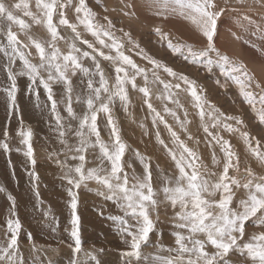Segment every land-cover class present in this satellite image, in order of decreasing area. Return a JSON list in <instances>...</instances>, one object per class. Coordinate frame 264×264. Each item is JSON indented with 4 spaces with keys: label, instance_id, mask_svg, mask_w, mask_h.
I'll return each mask as SVG.
<instances>
[{
    "label": "rangeland",
    "instance_id": "obj_1",
    "mask_svg": "<svg viewBox=\"0 0 264 264\" xmlns=\"http://www.w3.org/2000/svg\"><path fill=\"white\" fill-rule=\"evenodd\" d=\"M3 2L13 11L15 16L23 19L29 27L21 31L18 25L0 19V45H7L6 32L11 24V30L17 34L21 43L26 45L20 50L24 52L30 63L38 65L40 63L39 55L31 45L28 37L30 36L40 42L45 46L46 51L51 52V49L47 47L48 42L51 41V35L43 23L36 24L31 17L23 14V9L12 7L20 0H3ZM24 2L29 5L28 11L42 19L40 11L36 8L35 0H24ZM132 2L133 0H85L86 6L95 13L94 22L107 28L108 21H111L113 27L109 30L115 39L122 43L121 51L129 56L138 67L144 69L147 75V83H145L143 74L135 76V89L132 88L131 84L125 85L126 104L120 101L118 97L109 104L110 115L118 129L121 142L126 145L121 161L123 171L129 175L130 180L133 175L142 177L144 163H147L152 173L154 190L158 193L156 198L159 201H164V195L160 189L167 180L174 179L179 175V170L176 168L175 161L169 155V150L175 153L177 159H179L182 149L179 147V142L174 141L164 123H161L158 118L155 123L153 122L156 113H159L172 131L177 134L179 141L183 142L199 157L197 163L201 165L200 171L205 179L216 182L223 172V166L226 162L224 152L221 151V146L217 143L215 136L228 141L231 150L235 153L232 163L237 165L239 170L236 171L230 168L229 176H234L241 181V184L249 178L245 171L248 168L252 170L256 177L264 176V163H261L252 154L241 135L244 132L248 133L251 146L264 153V124L259 121L257 112L253 110L252 106L245 103L239 87L221 73L219 66L213 64L211 71H209L203 63H194L190 57L186 58V53L184 55L173 54L168 47V41L162 40L156 34L155 29L158 28L161 33L167 34L168 40H171L173 44H191L194 50L202 49L206 43L204 41L187 42L184 37H178V30L161 27L149 28L137 24L133 21L135 17L129 15L130 11L127 10V6ZM61 3L65 5L63 9L59 7ZM78 5L79 0H70V2L69 0H58L53 14V24L57 28L59 37L54 42L56 47L62 54H67L69 51L68 46L72 43H75L82 51L90 53L92 51L87 45L76 40L75 33L70 28L59 23V14L63 11L64 17L70 23L77 25V31L80 32L81 39L88 40L94 47L104 51L105 54L115 55V52H110L108 48H102L96 42L95 37L88 33L83 25L79 24L78 14L75 12ZM79 15L82 16L83 13ZM105 17H107V20H105ZM180 31L188 35L186 27L180 29ZM125 33H128V35L126 36ZM102 38L105 39L106 43H110L106 37ZM136 45H139V47H136ZM18 47L20 46L18 45ZM216 48H219L220 51V47ZM141 49H143V53H141ZM220 53L227 55L233 63L244 65L248 75L252 78L250 87L247 90L253 92L258 99L261 89H264L258 72L251 70V65L243 63L238 55H234V52L225 51L222 53L220 51ZM144 56L172 68L178 74L177 77L169 76L163 68L155 69ZM211 56L213 60L216 59L214 53ZM97 61L100 63L109 85H113L116 77V65L103 60L102 57H97ZM80 63L90 69L88 77L79 71L75 76L71 75L70 71L67 75L73 87V110L77 116L82 118L87 112V106L83 102L76 103V95L79 94L83 100L87 95V80L92 78L94 84L98 87L99 76L92 75L96 72V69L91 59L82 58ZM257 63L260 64L258 67H264V61ZM6 67L10 68L16 79V105L19 111L15 113H10L7 98L3 95V91L11 87V81L8 79L5 70ZM124 67L129 76L134 74V70L130 66L124 65ZM22 71L26 72V69L23 68V63L18 57L9 64V58L3 52H0V114H8L5 121L2 119V122H0V142L7 143L9 146L7 152L0 148V156H5L13 168H16L19 163H24L26 170L22 172L21 182H19V178H16V175L15 178H11L18 182L15 183L17 190L22 189L27 194L25 189H29L34 193L36 199L33 205H31V202L24 205L22 200L14 198L13 192L3 185L0 172V189H2L0 191L1 216H3L1 211L5 213L2 206H9L5 219L0 220V245L6 246L10 237V233H7L6 222L9 219H19L21 230L18 235V252L22 264H70L73 259L79 260L81 264H128V258L122 256V253L128 250V243L125 241L130 242V237L122 234V224L119 218L128 220L130 224L134 222L125 216L123 209L115 201L107 200L104 195L98 194L106 192V189L95 181H88L86 184L81 185L79 189H76L72 188L67 180L63 178L65 169L62 168V162H66L69 166H75L80 161L68 159L67 157L72 153L67 152L65 146L60 143L51 101L48 99V93L39 83L40 78L47 80L48 73L45 70H40L39 77L33 83L27 75H19ZM179 74H183L189 80L195 82V87L202 97L206 113L212 110L208 107L211 104L214 109L218 110L214 112V115L223 113L225 116L239 118L242 121L239 124L236 123L235 119L223 121V118H221L223 123L232 125L236 131H226L222 125L212 127L213 121L207 115L202 122L198 114L199 109L194 107L195 101L187 91V85L178 79ZM121 76H123V73H121ZM156 76L159 77V80H156ZM160 81L173 85L170 89L173 94L171 99L166 98L168 92L165 91ZM177 83L180 84L179 89L174 87ZM256 83H259L261 88H256ZM49 87L52 89V97L56 101V113L62 117L65 128L71 124L75 129L78 126V121L71 120L65 110L67 106L65 85L61 81H49ZM141 87L148 88L149 96L145 97L139 91ZM112 90L114 91V89ZM102 95L106 99V94L102 93ZM145 100H147V103H145ZM172 101H178L179 103H173ZM95 103V106L99 107L100 102ZM149 103L154 111L149 109ZM256 107L259 109L260 105L257 103ZM165 108L175 112L180 122L177 121L176 117L166 112ZM185 113L187 114L186 117ZM108 115L103 112L97 113V128L101 141L111 151L114 138L111 137ZM182 123L183 128L181 127ZM205 124L212 135L204 131L203 125ZM5 131L8 132L6 138L3 135ZM21 131L31 132L30 143L36 161L35 165L25 155L27 146L22 143L23 137L18 134ZM85 132L87 134V129H85ZM157 135L163 143L158 142ZM65 139L70 145L78 143V138L72 133H68ZM89 139L95 144V136L90 135ZM257 141L259 142L258 145ZM213 155L215 156V163H213ZM100 156L99 147L89 148L85 152V170L100 166ZM141 158H143L144 163L141 162ZM58 161L61 163H58ZM103 167L110 170V162L104 160ZM32 173L36 174L35 179H33ZM231 187L234 195L230 207L239 211V201L247 199L248 193L243 187L237 188L235 185H231ZM70 188L76 193L78 201L76 214L79 218L78 230L81 239V251L75 254L72 251L75 242L71 236L73 226L71 223ZM219 196V192L215 197H208L205 194L207 199L218 200ZM9 197L12 199L10 200ZM179 210L178 206L174 209L170 202H163L158 207V215L155 212L151 213L155 227L149 235V243L142 246V253L149 256L157 254L168 256L167 251H158L155 246L162 245L164 249L176 247L174 233L178 229L175 228L174 216ZM13 211L15 216L12 215ZM260 215V213L257 214L258 217ZM258 223L256 217L246 222L245 241L252 235L264 231V227L256 226ZM34 227L40 228V232H33L32 228ZM183 234L187 235V232L183 231ZM197 238L204 239L202 235ZM206 250L210 253L215 251L210 245L206 246ZM171 255L174 256L175 253ZM225 259L229 264H251L250 260L235 252L230 253ZM131 264H137V262L133 260ZM140 264H144V262L141 261Z\"/></svg>",
    "mask_w": 264,
    "mask_h": 264
},
{
    "label": "snow or ice",
    "instance_id": "obj_2",
    "mask_svg": "<svg viewBox=\"0 0 264 264\" xmlns=\"http://www.w3.org/2000/svg\"><path fill=\"white\" fill-rule=\"evenodd\" d=\"M169 2L176 6L173 9L174 11L178 10L180 16L195 25L200 35L205 38L206 44L202 49L194 50L191 44H173L171 40H168L167 34L161 33L158 28L155 29L156 34L162 40L168 41V47L173 54L184 55L186 53V58L190 57L194 63H203L209 71H211L213 64L219 66L221 73L239 87L245 103L252 106L253 110L257 112L259 121L264 124V89L261 90L257 99V96L253 92L247 90L250 87L252 78L248 75L244 65L233 63L227 55L221 54L215 47L214 36L217 31V20L224 9L216 10L214 0H165V4ZM35 3L42 19L38 18L31 11H28L29 5L24 0H20L19 3L14 4L12 7L23 9V14L31 17L36 24H44L51 35V41L47 44L51 52L46 51L44 45L29 36L28 39L31 45L39 55L40 63L36 65L28 61L24 52L20 50V48L26 47V45L22 44L17 34L11 30V24L18 25L21 31L27 29L29 25L23 19L15 16L3 0H0V19H5L11 22V24L8 26L6 32L7 45H0V52H3L9 58V64L14 62L18 57L23 63V68L26 69V72L22 71L19 75H27L28 79L33 83L39 77L40 70L47 71V80L40 78L39 83L44 87L48 93V99L51 101L60 143L65 146L67 152L72 153L67 157L68 159L80 161L75 166H69L66 162H62V168L65 169L63 178L67 180V183L72 188L76 189H79L81 185L86 184L88 181H95L106 189V192L98 194L104 195L107 200L115 201L123 209L125 216L134 222L130 224L128 220L119 218L122 224V234L130 237V242L125 241L128 243V250L122 253V256L128 258V264H131L133 260L137 264H140L141 261L144 264H229L225 258L233 252L246 257L251 261V264H264V231L252 235L247 241L244 239L246 235V222L250 221L251 218L256 217L258 219L259 223L256 225L257 227H264V176L256 177L250 168L245 170L249 178L243 184L234 176H229L230 168L236 171L239 170L238 166L232 163L235 153L231 150V145L228 141L215 136L214 138L221 146V151L224 152L226 162L218 180L210 182L201 174V165L197 163L199 157L194 151L185 146L183 142L179 141L177 134L172 131L171 127L167 125L159 113H156L153 122L155 123V120L158 118L161 123H164L174 141L179 142V147L182 149L179 159H177L175 153L169 150V155L175 161L179 175L174 179L167 180L160 189L164 195L163 202H170L172 208L175 209L178 206L180 209L174 216L175 228L178 231L174 233L175 248L164 249L162 245L155 246L158 251H167L169 253L168 256L158 254L149 256L142 253V246H146L149 243V235L155 227L151 213L155 212L158 215V207L163 202L156 198L158 193L153 187L152 173L149 165L144 163L143 158H141V162L144 163L142 177L133 175L130 180L129 175L123 171L121 161L126 145L121 142L118 129L110 115L109 104L116 97L126 104L127 93L125 85L131 84L132 88L135 89V76L141 74L144 75L145 83H147L145 70L138 67L129 56L121 51L123 47L122 43L117 41L109 30L113 27L111 21H108L107 28L94 22L95 13L86 6L85 0H79V5L75 8L79 24L83 25L86 31L95 37L96 42L102 48H108L110 52H115V55L105 54L104 51L94 47L88 40L81 39V34L77 31V25L70 23L64 17L63 11H61L59 23L70 28L75 33L76 40H79L92 50L91 53L82 51L75 43H72L68 46L69 51L67 54H62L54 43L59 38L57 28L53 24V14L58 0H35ZM59 7L63 9L65 5L61 3ZM80 13H83V15L80 16ZM245 19H248V17H245ZM105 20H107V17H105ZM250 23L254 22L250 21ZM125 35L127 36L128 33H125ZM102 37H106L110 43H106ZM129 42L131 43V41ZM136 47H139V45H136ZM9 49L11 50L10 52ZM141 53H143V49H141ZM213 53L216 57L215 60L211 56ZM97 57H102L103 60L110 61L113 65H116V77L113 85H109V81L106 79L105 73L97 61ZM82 58H88L93 61L96 72L92 75L99 76V86L97 87L93 79L89 78L86 84V97L82 100L79 94L76 95V103L83 102L87 106V112L81 118L73 110V87L67 73L70 71L71 75L75 76L77 71H79L88 77L90 69L80 63ZM144 58L148 59L155 69L163 68L169 76L177 77L178 74L172 68L150 57L144 56ZM124 65L130 66L134 70V74L129 76ZM5 70L7 71L8 79L11 81V87L5 89L8 109L10 113H15L19 111L16 105V79L9 67H6ZM121 73H123V76H121ZM178 79L187 85V91L195 101L194 107L199 109L198 114L202 122L207 115L213 121L212 127L215 128L222 125L226 131H236L232 125L223 123V121L235 119L236 123L239 124L242 122L239 118L225 116L223 113L214 115V112L218 110L214 109L211 104L208 107L212 110L206 113L202 97L198 94L195 87V82L189 80L183 74H179ZM156 80H159L158 76H156ZM49 81H61L65 85L67 93V106L65 110L71 120L78 121V126L75 129H73L71 124L65 128L62 123V117L56 113V101L52 97ZM160 83L163 84L165 91L168 92L166 98L171 99L173 94L170 92V89L173 85L164 83L163 81H160ZM255 86L256 88H261L259 83H256ZM174 87L179 89L180 84L177 83ZM139 91L145 97L149 96L147 87H141ZM102 93L106 94V99ZM97 101L100 102L99 107L95 106V102ZM172 102L179 103L178 101ZM145 103H147V100H145ZM257 103L260 105L259 109L256 107ZM148 107L154 111L150 103ZM165 111L176 117V113L170 109L165 108ZM98 112L109 114L108 125L111 127V137L114 138L111 151L100 139V133L97 128ZM186 116L187 114L185 113ZM221 118H223V121ZM176 119L180 122L178 117ZM183 126L182 123L181 127L183 128ZM85 129H87V134ZM203 129L206 133L212 135L206 124L203 125ZM68 133H72L77 137L78 143L75 145L68 144L65 139ZM18 134L23 137L22 143L27 146L25 155L35 165L36 161L30 143L31 132L21 131ZM3 135L6 138L8 132L5 131ZM90 135L96 137L95 144L89 139ZM241 135L252 154L261 163H264V153H261L258 148L251 146L249 134L244 132ZM157 139L159 143H163L162 140H159V135H157ZM258 143L257 141V145ZM94 147H99L101 164L100 166L85 170V152L89 148ZM0 148L6 152L9 150L8 144L4 142H0ZM185 153L187 154L186 156L184 155ZM104 160L110 162V170H106L103 167ZM215 162V156L213 155V163ZM58 163L61 162L58 161ZM32 176L35 179L36 174L32 173ZM231 185H235L237 188L243 187L248 193L247 199L239 201V211L230 207L233 203L234 195ZM72 188L69 189V195L71 197V223L73 226L71 236L75 242L72 251L75 254L81 251V239L78 230L79 218L76 214L78 201L76 193L72 191ZM218 192L220 194L218 200L205 198V194L208 197H215ZM9 199L11 200L12 198L9 197ZM258 213L261 214L259 217L257 216ZM12 215L15 216L14 211ZM6 227L7 233H10V237L7 240L6 246L0 245V264H22L18 252V235L21 230L19 219H9L6 222ZM183 231H186L187 235H184ZM199 235H202L204 239L197 238ZM208 245L215 251L211 253L207 251L206 246ZM172 253H175V255H171ZM70 264H81V262L73 259Z\"/></svg>",
    "mask_w": 264,
    "mask_h": 264
},
{
    "label": "bare ground",
    "instance_id": "obj_3",
    "mask_svg": "<svg viewBox=\"0 0 264 264\" xmlns=\"http://www.w3.org/2000/svg\"><path fill=\"white\" fill-rule=\"evenodd\" d=\"M214 3L216 10L225 8L217 20V31L214 36L215 46L220 47L222 53L225 51L234 52V55H238L243 63L251 65L252 69H250L256 73L258 72L259 79L264 87V67H258L260 64L257 63L264 61V0H214ZM174 8L176 6L170 2L165 4V0H133L127 6V10L130 11L129 15L135 17L133 21L143 27L178 30V37H184L187 42L204 41L206 43L205 38L200 35L195 25L180 16L178 10L174 11ZM245 17H248V19H245ZM250 21L254 23H250ZM185 27L188 35L180 31ZM234 55L233 57H235ZM3 95L7 98L6 91H3ZM7 116V113L6 115L0 114V122H2V119L5 121ZM24 117L26 118V116ZM4 157L0 156V172L3 185L13 192L14 198L22 200L24 205L29 202H31V205L35 204L36 197L31 190L25 189L27 193L25 194L22 189H16L15 183L18 182H15L14 178L16 175V178H19V182H21L22 172L26 170L24 163H19L16 168H13ZM2 209L5 213L1 211L3 216L0 215V220L5 219L9 206L4 205ZM32 231L39 233L40 228L34 227Z\"/></svg>",
    "mask_w": 264,
    "mask_h": 264
}]
</instances>
